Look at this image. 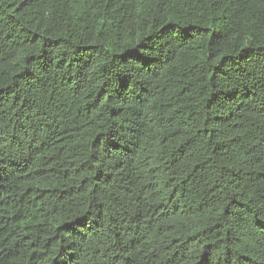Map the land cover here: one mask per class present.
<instances>
[{"label":"trees","instance_id":"16d2710c","mask_svg":"<svg viewBox=\"0 0 264 264\" xmlns=\"http://www.w3.org/2000/svg\"><path fill=\"white\" fill-rule=\"evenodd\" d=\"M0 264H264V0H0Z\"/></svg>","mask_w":264,"mask_h":264}]
</instances>
